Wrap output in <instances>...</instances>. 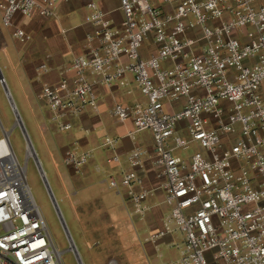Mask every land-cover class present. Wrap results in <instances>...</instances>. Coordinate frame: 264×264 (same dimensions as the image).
Wrapping results in <instances>:
<instances>
[{"label": "built area", "instance_id": "built-area-1", "mask_svg": "<svg viewBox=\"0 0 264 264\" xmlns=\"http://www.w3.org/2000/svg\"><path fill=\"white\" fill-rule=\"evenodd\" d=\"M65 1L0 0V20L27 43L32 35L14 25V16L50 18ZM85 8L91 24L85 52L40 89L56 129H71L85 108L96 111L98 87L132 81L144 99L115 101L108 112L131 122L126 135L134 145L127 168L118 177L109 173L107 182L125 193L129 216L142 219L153 189L138 169L150 157L169 211L143 241L156 247L181 232L170 264H264V0H119V20L94 0ZM48 58L38 72L50 69ZM0 128V264H62L26 181L27 158L39 162L35 150L25 137L21 164L1 121ZM144 130L152 137L150 151L135 143ZM190 143L197 149L187 157L174 153ZM117 144V137L102 138L112 150L108 165L120 162ZM92 155L72 141L62 163L82 175ZM73 248L70 240L78 257Z\"/></svg>", "mask_w": 264, "mask_h": 264}, {"label": "crops", "instance_id": "crops-1", "mask_svg": "<svg viewBox=\"0 0 264 264\" xmlns=\"http://www.w3.org/2000/svg\"><path fill=\"white\" fill-rule=\"evenodd\" d=\"M87 1L68 0L62 2L57 7L56 15L50 18H43L38 15L31 17L15 15L13 18L14 25L22 26L32 35V39L27 43L18 42L11 35V27L5 26L7 27V34L14 41L12 46L7 47V43L0 35V47L4 48L6 46L5 50L8 49L7 53L14 60L18 76L25 88L26 97L28 99L32 97L36 101V114L37 119L41 122V128L44 131H49L52 135L51 128H53V131L58 130L54 122L50 120L51 112L47 103L41 97V85L43 82H55L59 77V70L69 63L74 55L85 52V34L91 29V24L84 20ZM94 1L113 19L119 20L122 17L119 9V0ZM47 54H49L47 63L50 69L38 72L37 65L45 60ZM128 89L130 90L129 93L127 92ZM262 90L264 92V84L262 85ZM98 92L97 110L85 108L72 119L73 126L71 129L58 131L65 133L63 137L57 138L55 136L53 139V152L60 156L61 162L63 151L72 141H77L81 148L91 149L93 153L82 175L77 174L69 177L66 173L68 169L65 168L62 175L65 183L64 187L71 183L72 180L70 179L79 182L84 181L86 193L92 198L101 199L103 201L102 209L107 212L111 221L117 224L120 223L124 227L125 233L136 240L139 250L138 264H154L153 262L155 264H170V262L178 258V250L173 243L181 242V232L176 231L167 234L159 241L156 247L150 242L143 241V237L150 230L161 225L163 216L169 211V207L163 201V190L160 188L159 178H156V168L152 165L150 157L145 155L143 157L144 166L142 169H138L146 186L153 189V193L146 199L149 209L142 219L135 216L129 217L125 193L123 190L110 188L107 182L109 173L118 177L127 168L125 155L134 145L126 135L127 130L131 127V122L122 123L117 121L109 115V107L118 100L131 102L144 98L132 81H129V84L124 87L118 85L111 87L100 86L98 87ZM20 119L24 125L21 117ZM104 136L118 138V144L115 147V151L120 156L118 164L108 165L106 163L105 158L112 153V150L102 146V138ZM135 143L150 151L152 148L150 132L146 130L138 132ZM98 168L100 170H97ZM160 246H165L169 249L167 256L161 260H159L162 257Z\"/></svg>", "mask_w": 264, "mask_h": 264}, {"label": "rangeland", "instance_id": "rangeland-1", "mask_svg": "<svg viewBox=\"0 0 264 264\" xmlns=\"http://www.w3.org/2000/svg\"><path fill=\"white\" fill-rule=\"evenodd\" d=\"M6 28L0 20V35L7 43V47H10L14 41L7 34ZM5 47H0V73L4 79V85L0 82V121L3 128L9 131L11 147L18 161L23 164L26 160V139L22 128L16 124L15 113L23 120V127L38 156L59 211L50 197L33 157L26 160V181L56 247L62 250V264H79L76 254L68 249L71 238L82 264H109L110 260H114L115 264H138L139 250L136 240L125 233L120 223L111 221L110 216L102 209L101 199L92 198L86 193L84 181L70 179L73 182L64 187L62 175L66 167L60 156L53 152V139L55 136L61 138L65 133L53 131L51 128L52 135L41 128V122L36 114V101L32 97L30 99L26 97L16 64ZM4 86L15 106L14 110ZM195 149L196 145L190 143L187 150L178 149L174 153L187 157ZM68 172L66 173L69 177L77 175L72 174L70 170ZM159 249L162 253V257L159 258L161 260L167 256L169 249L165 246H160Z\"/></svg>", "mask_w": 264, "mask_h": 264}, {"label": "water", "instance_id": "water-1", "mask_svg": "<svg viewBox=\"0 0 264 264\" xmlns=\"http://www.w3.org/2000/svg\"><path fill=\"white\" fill-rule=\"evenodd\" d=\"M0 78H2V74H1V73H0ZM3 85H4V84H3ZM4 88H5V92L7 93L8 98H9V100H10V102H11V105H12L13 102L11 101V98H10V96H9L8 90H7V88H6L5 86H4ZM16 117L19 118L18 113L16 114ZM19 120H20V118H19ZM20 127L22 128V131H23L24 136H25V137H28V136H27V133H26L24 127H23V124L21 123V120H20ZM37 166H38V168H39V171H40L41 177H42V179H43V181H44V184H45V186H46V188H47V190H48V192H49V194H50V197L52 198V201H53V203H54V205H55L57 211H59L58 206H57V203H56V201H55V199H54V196H53V193H52V191H51V188L49 187L48 181H47V179H46V176H45V174H44V172H43V170H42V168H41L39 162H37ZM59 214H60V212H59ZM62 222H63V225H64V227H65V224H64L63 219H62ZM77 259H78L79 264H82V262H81L79 256L77 257Z\"/></svg>", "mask_w": 264, "mask_h": 264}, {"label": "bare ground", "instance_id": "bare-ground-1", "mask_svg": "<svg viewBox=\"0 0 264 264\" xmlns=\"http://www.w3.org/2000/svg\"><path fill=\"white\" fill-rule=\"evenodd\" d=\"M12 107H13V109L15 108L14 104H12ZM18 120H19V119H18ZM31 150H32V153H34L32 148H31ZM71 240H72V245H74V248H73V249H74V251L76 252V249H77V248H76V246H75L74 241H73L72 238H71ZM72 247H73V246H72Z\"/></svg>", "mask_w": 264, "mask_h": 264}]
</instances>
